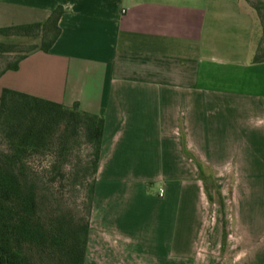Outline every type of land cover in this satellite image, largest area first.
Here are the masks:
<instances>
[{
  "label": "crops",
  "instance_id": "obj_1",
  "mask_svg": "<svg viewBox=\"0 0 264 264\" xmlns=\"http://www.w3.org/2000/svg\"><path fill=\"white\" fill-rule=\"evenodd\" d=\"M59 6L52 50L3 74L0 97L11 88L104 115L85 264H264L254 7L0 0V27L45 22Z\"/></svg>",
  "mask_w": 264,
  "mask_h": 264
},
{
  "label": "trees",
  "instance_id": "obj_2",
  "mask_svg": "<svg viewBox=\"0 0 264 264\" xmlns=\"http://www.w3.org/2000/svg\"><path fill=\"white\" fill-rule=\"evenodd\" d=\"M247 1L264 31V0ZM63 14L59 6L45 22L0 27V78L30 54L52 50ZM254 61H264L263 46ZM104 126L103 114L78 102L2 90L0 264H85ZM80 182L88 186L81 207L71 196Z\"/></svg>",
  "mask_w": 264,
  "mask_h": 264
},
{
  "label": "rangeland",
  "instance_id": "obj_3",
  "mask_svg": "<svg viewBox=\"0 0 264 264\" xmlns=\"http://www.w3.org/2000/svg\"><path fill=\"white\" fill-rule=\"evenodd\" d=\"M260 20V19H259ZM261 24V22H260ZM261 41H260V46L264 47V31H263V27L261 25ZM0 40H5V38H1ZM7 41H9V39H6ZM14 40H16V42L18 43H34L37 40H35V38H14ZM87 189L88 186L86 185V183L84 182H80L79 184H77L76 189H73L71 192V196L73 197V199H75L76 203L79 204V206L81 207L82 202L84 201L83 197H85L86 193H87ZM212 190V188H211ZM156 192V191H155Z\"/></svg>",
  "mask_w": 264,
  "mask_h": 264
}]
</instances>
